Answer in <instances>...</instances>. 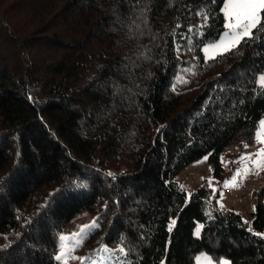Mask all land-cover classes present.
<instances>
[{
  "label": "trees",
  "instance_id": "16d2710c",
  "mask_svg": "<svg viewBox=\"0 0 264 264\" xmlns=\"http://www.w3.org/2000/svg\"><path fill=\"white\" fill-rule=\"evenodd\" d=\"M222 6L0 0V264H61L84 212L83 264H264V187L249 229L207 182L177 181L207 156L222 182L264 118V34L205 61Z\"/></svg>",
  "mask_w": 264,
  "mask_h": 264
},
{
  "label": "snow or ice",
  "instance_id": "6c2138e0",
  "mask_svg": "<svg viewBox=\"0 0 264 264\" xmlns=\"http://www.w3.org/2000/svg\"><path fill=\"white\" fill-rule=\"evenodd\" d=\"M215 2V0H213ZM221 11L224 16V29L222 35L213 43L208 44L203 48L205 53V61L208 59H215L217 56H222L228 52L234 51L239 48L242 43H247L258 38V34H264V0H223V6ZM203 17L205 22L208 19V13H198ZM206 26V24L204 25ZM191 30V29H190ZM212 52L214 55L209 56ZM261 85V91L264 92V75L259 78L258 81ZM260 130L256 134L257 143L264 145V121L260 122ZM242 161H249L250 167L245 166L243 170L237 171L231 181L224 182V186L229 184L233 188L237 186L238 180L246 178L251 174L252 168L259 174L260 171H264V147H261L257 152L252 155H246L241 157ZM211 183V182H210ZM221 193V197H222ZM255 210V209H254ZM247 223V222H246ZM176 220L173 219L169 225V231L175 226ZM96 226V222L90 225L83 226L79 233H73L71 237L61 235L59 254L55 256V259L62 264H67L66 258L76 259L71 254L78 247L83 237L87 234V230ZM200 228H197L196 235L199 236ZM74 238L75 247H70L67 243L70 239ZM108 252L110 250L103 249ZM119 251L123 254L124 249L120 248ZM111 257H109L110 259ZM205 264H212V258H207ZM217 264H229L228 261L221 260Z\"/></svg>",
  "mask_w": 264,
  "mask_h": 264
},
{
  "label": "rangeland",
  "instance_id": "374dc122",
  "mask_svg": "<svg viewBox=\"0 0 264 264\" xmlns=\"http://www.w3.org/2000/svg\"><path fill=\"white\" fill-rule=\"evenodd\" d=\"M207 45H205L204 47H206ZM208 55L211 56L214 55V53L210 52ZM261 121H264V118ZM259 130L260 128H258V131ZM261 147H264V145L257 143V140L255 139L253 144H244V145L235 144L231 146L229 150L235 153L241 152V157H243L246 155H252L253 153L257 152V150ZM241 157L237 162L233 173L230 174L229 176H226L222 182L219 181V179H217L214 176L213 168L210 165L207 156L200 158L199 160L193 162L191 165L184 168L181 171V173L178 175L177 181L183 187V189L189 194L198 186L207 182L210 185V187H212L213 189L214 197H217L218 206L222 209H233L241 213L244 221L247 222L246 224L248 225V228L252 229L253 217L251 213L254 210V205L256 201L255 194L264 187V171H260L259 174H257L256 170L252 168L251 174H249L244 179L238 180L237 186L235 188H233L231 184H229V186L227 187L224 186V182L231 181L234 174L237 171L243 170L246 165L250 167V162L242 161ZM229 161L230 159H228L227 163H225L224 160V166L226 168ZM226 188L230 189L231 191L230 194L225 193ZM221 193L223 194L222 197H221ZM93 222L95 221L88 212L78 214L73 219V222L69 227L70 234L69 235L67 234L66 236L71 237L73 233H79L83 226L90 225ZM96 227H97V223L95 227L87 230V234L85 236H87L90 232H92ZM198 227L200 228V232H201V226ZM261 235L264 238V232L261 233ZM67 243L70 247H75L74 238L67 241ZM103 249H108L110 250V252H117L120 249V247L109 248L108 246H104ZM58 254H59V250L57 252V255ZM71 256L75 257L76 259L66 258L67 264H83L84 259H81L79 256H77L75 251L72 252ZM207 258L210 257L206 253H200L196 258V264H205ZM95 264H99V262L96 260ZM212 264H214L213 261Z\"/></svg>",
  "mask_w": 264,
  "mask_h": 264
},
{
  "label": "built area",
  "instance_id": "2783aa9c",
  "mask_svg": "<svg viewBox=\"0 0 264 264\" xmlns=\"http://www.w3.org/2000/svg\"><path fill=\"white\" fill-rule=\"evenodd\" d=\"M225 193H226V194H230V193H231L230 189L226 188V189H225Z\"/></svg>",
  "mask_w": 264,
  "mask_h": 264
}]
</instances>
